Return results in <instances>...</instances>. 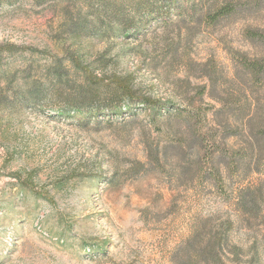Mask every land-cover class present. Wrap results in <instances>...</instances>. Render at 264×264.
Masks as SVG:
<instances>
[{
  "label": "rangeland",
  "instance_id": "1",
  "mask_svg": "<svg viewBox=\"0 0 264 264\" xmlns=\"http://www.w3.org/2000/svg\"><path fill=\"white\" fill-rule=\"evenodd\" d=\"M178 1L166 21L125 38L68 30L66 18L98 0H0V45L16 46L0 51V94L11 95L4 76L41 80L55 58L73 54L97 76H127L138 94L193 113L223 180L220 192L177 176V149L163 150L186 129L168 115L80 123L0 101V264H181L176 248L193 215L233 222L234 249L218 264H264V222L241 217L232 199L240 171L264 178L259 157L247 158L250 142L260 149L249 113L233 109L264 96L236 65L243 55L264 64V44L246 36L264 26V0H240L220 19L209 11L222 0Z\"/></svg>",
  "mask_w": 264,
  "mask_h": 264
},
{
  "label": "trees",
  "instance_id": "2",
  "mask_svg": "<svg viewBox=\"0 0 264 264\" xmlns=\"http://www.w3.org/2000/svg\"><path fill=\"white\" fill-rule=\"evenodd\" d=\"M34 1L40 4L44 0ZM177 2L179 1L98 0L97 9L90 8L87 14L78 12L67 17V27L68 30L74 31L84 30L89 26L102 31L101 33L106 36L130 38L142 34L158 21H166ZM237 4H240V0H222L209 11V15L220 19L232 13ZM88 14L93 16L89 18ZM246 36L250 39L257 37V41L264 44V26L256 30H247ZM15 48L14 44L0 45V51H11ZM236 62L239 70L256 75V80L264 84V64L246 55ZM70 70L73 71L74 77H71ZM4 80L5 88L11 95L8 97L5 93L0 94V101H7L10 106L46 107L54 115L74 118L80 123L90 121L99 123L105 117L107 121L112 119L123 121L125 117L137 115L139 110L150 115L151 121L164 115H168V119L183 121L185 134H179L168 142L163 150L164 156L168 154L169 149H177L178 177L186 175L191 182L210 184L220 192L223 191L221 170L213 161V154L201 148L204 143L203 135L191 121L194 119V114L175 110L174 105L166 101L138 94L129 77L116 74L97 76L78 57L67 53L65 56L55 58L45 67L41 80L26 79L21 84H14L17 80L14 75L10 78L4 76ZM233 99L237 100L236 105L239 104V99L236 97ZM245 104L247 106L242 104L233 109L238 110L239 113H249L248 130L260 143V149L250 142L246 148L247 158L259 157L260 172L264 174V130H262L264 129V96L253 97ZM192 144L198 148L192 149ZM202 161L208 163L209 170L202 166ZM237 171L239 170L235 168L234 172ZM239 174L245 181L237 185L232 196L237 213L247 221L264 222V178L250 180L244 172L242 174L240 171ZM232 227L233 222L230 219L218 220L212 216L193 215L189 235L176 248L177 251L182 252L180 263L222 262L225 250L234 249V246L228 244V233ZM254 254V258H258V249Z\"/></svg>",
  "mask_w": 264,
  "mask_h": 264
}]
</instances>
